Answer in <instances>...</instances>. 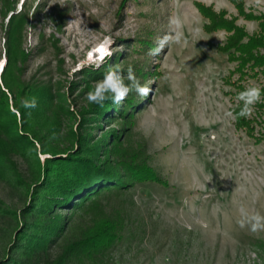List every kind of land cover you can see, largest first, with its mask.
<instances>
[{
  "label": "rangeland",
  "instance_id": "1",
  "mask_svg": "<svg viewBox=\"0 0 264 264\" xmlns=\"http://www.w3.org/2000/svg\"><path fill=\"white\" fill-rule=\"evenodd\" d=\"M10 1L22 9L24 0ZM4 2L0 85L11 36ZM22 11L27 20L14 24L10 42L25 54L8 74L47 86L55 103L65 96L75 116L61 118L62 135H86L95 160L129 180L85 207L57 209L72 239L94 221L119 222L120 237L96 259L81 255L72 264H264V229L238 223L242 210L264 215V95L245 121L235 114L238 93L264 89V73L241 64L236 49H222L234 30H207L220 13L241 41L264 40V0H25ZM173 15L183 21L181 42L150 55ZM101 45L110 54L97 67L90 58ZM117 66L124 75L131 66L150 93L132 91L119 105L88 102L90 86ZM27 200L0 177V252L6 210L20 211Z\"/></svg>",
  "mask_w": 264,
  "mask_h": 264
},
{
  "label": "trees",
  "instance_id": "2",
  "mask_svg": "<svg viewBox=\"0 0 264 264\" xmlns=\"http://www.w3.org/2000/svg\"><path fill=\"white\" fill-rule=\"evenodd\" d=\"M4 3L12 14L3 85H0V177L20 197L26 196L29 200L20 211L6 210L4 214L6 244L0 252V264H72L74 258L81 255L96 259L98 252L120 237L118 220L94 221L72 239L63 233L70 221L57 209L74 211L85 207L89 201L99 199V195L121 192L129 180L95 160V146L85 141L86 135L74 129H69V135H62L61 118L75 116L65 96L56 104L58 95H52L47 86L10 77V67L17 66L18 60L23 61L25 54L23 49L12 47L10 38L17 28L14 24L18 20L24 24L27 13L22 11L25 0L19 11L15 9V1L5 0ZM211 17L207 30L214 31L218 26L234 30L222 49H236L243 54L241 64H247L249 69L261 67L260 72L264 73V52L259 51L264 45L263 37L246 35L247 40L241 41L243 35L237 26L224 24L220 13H213ZM32 98L36 99V107L22 105L23 99ZM54 105L57 108L53 109ZM238 105L235 114L239 112ZM96 108V113L102 112L98 106ZM241 118L245 121V117ZM65 136H69L68 141ZM42 153L46 155L44 161Z\"/></svg>",
  "mask_w": 264,
  "mask_h": 264
},
{
  "label": "clouds",
  "instance_id": "3",
  "mask_svg": "<svg viewBox=\"0 0 264 264\" xmlns=\"http://www.w3.org/2000/svg\"><path fill=\"white\" fill-rule=\"evenodd\" d=\"M182 29V19L178 15L171 16L169 19V32L159 39L155 47L149 49V54L157 55L165 46H170L173 43L179 44L183 37ZM99 52L101 53L100 56L90 58L91 63L97 67L110 54L106 46H103V51ZM118 67L107 71L102 78L90 86L85 94L88 102L102 106L106 100L110 99L113 104L119 105L132 91L141 97H146L150 93L149 86L140 82L131 66L128 67L126 75L118 71ZM262 95H264V89L258 85H251L241 90L237 97L239 112L236 115L245 118L250 116L253 106L261 100ZM21 103L26 108H34L37 102L35 98H32L31 100L23 99ZM227 115L233 116L231 112ZM242 212V218L238 221L241 227L248 226L252 232L264 229V215L259 212L249 213L246 210H242Z\"/></svg>",
  "mask_w": 264,
  "mask_h": 264
},
{
  "label": "snow or ice",
  "instance_id": "4",
  "mask_svg": "<svg viewBox=\"0 0 264 264\" xmlns=\"http://www.w3.org/2000/svg\"><path fill=\"white\" fill-rule=\"evenodd\" d=\"M98 51H103V46H101V48H100V49H98Z\"/></svg>",
  "mask_w": 264,
  "mask_h": 264
}]
</instances>
